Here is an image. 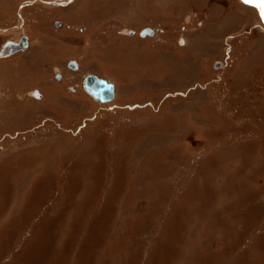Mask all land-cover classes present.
<instances>
[{"label":"rangeland","instance_id":"rangeland-1","mask_svg":"<svg viewBox=\"0 0 264 264\" xmlns=\"http://www.w3.org/2000/svg\"><path fill=\"white\" fill-rule=\"evenodd\" d=\"M23 35L0 53V264H264L253 2L0 0V47Z\"/></svg>","mask_w":264,"mask_h":264},{"label":"water","instance_id":"water-1","mask_svg":"<svg viewBox=\"0 0 264 264\" xmlns=\"http://www.w3.org/2000/svg\"><path fill=\"white\" fill-rule=\"evenodd\" d=\"M146 31V30H145ZM219 63V61H217ZM68 64L71 67H76L77 64L74 60H69ZM58 76L60 73L57 72ZM85 88L91 92L95 97L101 100H107L113 97V85L107 82L105 79L98 77L96 74L88 73L84 79ZM34 94H38L37 90L33 91Z\"/></svg>","mask_w":264,"mask_h":264},{"label":"bare ground","instance_id":"bare-ground-1","mask_svg":"<svg viewBox=\"0 0 264 264\" xmlns=\"http://www.w3.org/2000/svg\"><path fill=\"white\" fill-rule=\"evenodd\" d=\"M252 2H254L256 5H258V7L261 9V10H264V6L260 3V2H258L257 0H251ZM263 14H264V12H263ZM146 30V31H145ZM143 32H142V34H152V30L151 29H145ZM27 47V46H26ZM25 46L24 47H22L21 46V49L22 48H26ZM5 52H7V50L6 49H4V51L2 52V53H5ZM7 53H12V50H11V52H7ZM76 64H77V66H78V63H77V61H76ZM69 67H70V69H72V70H76V67H71L70 65H68ZM62 76V75H61ZM99 77V76H98ZM101 78H103V77H101ZM103 79H105V78H103ZM106 81H109V80H107V79H105ZM83 87H84V89H85V91H86V93H88L94 100H96V101H98V102H101V103H105V102H108L110 99H112L114 96H115V85H114V89H113V97L112 98H110V99H107V100H101L100 98H97V97H95L91 92H89L86 88H85V86H84V82H83ZM37 96H38V94H36Z\"/></svg>","mask_w":264,"mask_h":264},{"label":"flooded vegetation","instance_id":"flooded-vegetation-1","mask_svg":"<svg viewBox=\"0 0 264 264\" xmlns=\"http://www.w3.org/2000/svg\"><path fill=\"white\" fill-rule=\"evenodd\" d=\"M123 33H126V28L124 29V32ZM129 36V35H128ZM132 37V36H131ZM7 40V39H6ZM7 50V49H6ZM12 51H14L13 49H12ZM5 53H7V52H5ZM5 53H3L4 55H5ZM8 54V53H7ZM14 54H16V53H14ZM14 54H12V55H14ZM9 55V54H8ZM7 55V56H8ZM12 55H9L10 57L12 56ZM10 57H5V58H10ZM3 63V62H2Z\"/></svg>","mask_w":264,"mask_h":264}]
</instances>
